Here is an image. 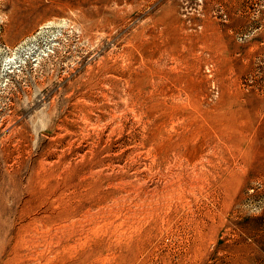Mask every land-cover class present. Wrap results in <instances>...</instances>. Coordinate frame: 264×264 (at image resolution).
<instances>
[{
	"label": "rangeland",
	"instance_id": "obj_1",
	"mask_svg": "<svg viewBox=\"0 0 264 264\" xmlns=\"http://www.w3.org/2000/svg\"><path fill=\"white\" fill-rule=\"evenodd\" d=\"M0 264H264V0H0Z\"/></svg>",
	"mask_w": 264,
	"mask_h": 264
},
{
	"label": "bare ground",
	"instance_id": "obj_2",
	"mask_svg": "<svg viewBox=\"0 0 264 264\" xmlns=\"http://www.w3.org/2000/svg\"><path fill=\"white\" fill-rule=\"evenodd\" d=\"M140 92V91H139Z\"/></svg>",
	"mask_w": 264,
	"mask_h": 264
}]
</instances>
